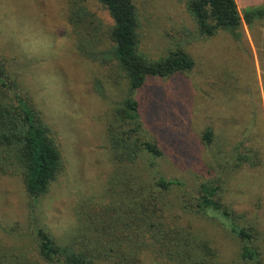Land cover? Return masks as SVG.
<instances>
[{
    "label": "rangeland",
    "instance_id": "obj_1",
    "mask_svg": "<svg viewBox=\"0 0 264 264\" xmlns=\"http://www.w3.org/2000/svg\"><path fill=\"white\" fill-rule=\"evenodd\" d=\"M132 1L142 53L159 59L181 47L194 61L188 72L147 78L135 95L143 133L163 152L149 170L182 183L172 190L175 200L176 193H193L220 172L225 203L240 224L256 228L254 245L264 254V20L251 29L243 24L238 38L225 31L202 37L187 0ZM235 1L241 12L264 0ZM66 2L0 0V58L20 95L50 127L62 157L60 173L37 201L27 195L20 178L0 176V264H46L37 253L36 227L60 244L86 241L82 234L93 216L116 215L102 213L108 208L104 191L115 187L113 196L121 197L125 173L145 168L150 160L141 156L136 165L117 169L106 126L127 94V82L115 61L88 57L97 50L93 43H108L103 49L109 48L103 26L84 29L85 43H75ZM89 7L104 24L112 23L96 0ZM207 128L213 134L210 146L202 141ZM238 143L237 152L246 160L227 176L224 169L233 164ZM180 211L177 206L171 210ZM221 221L198 215L194 225L217 249L220 263L238 264L240 241ZM145 264L156 263L147 257Z\"/></svg>",
    "mask_w": 264,
    "mask_h": 264
},
{
    "label": "trees",
    "instance_id": "obj_2",
    "mask_svg": "<svg viewBox=\"0 0 264 264\" xmlns=\"http://www.w3.org/2000/svg\"><path fill=\"white\" fill-rule=\"evenodd\" d=\"M96 1L111 18L110 25L104 24L89 7L90 0H67V21L76 44L82 42L84 29L98 31L103 26L109 48L103 49L108 43L105 47L100 42L93 43L91 47L97 50L88 57L100 63L115 61L127 82V94L112 113L110 126H106L112 159L119 171L125 164L136 165L141 156L150 160L144 161L145 168L134 167L133 173H125L121 197L113 196L115 187L104 191V198L108 199L104 208H108L102 213L112 211L116 215L93 216L91 226L83 231L82 236H87L83 243L77 242L78 238L67 244L57 243L46 230L36 227L38 256L46 264H145L147 257L156 264H222L210 239L195 229L194 218L202 215L222 220L240 241L238 264H264V254L254 245L256 228L240 224L223 199L225 178L220 172L215 179L199 183L193 193H176L175 200L172 190L182 183L149 170L163 152L147 131L143 133L135 95L147 78L190 71L194 65L192 57L178 47L159 59H150L139 50V20L134 2ZM186 9L202 37L225 31L238 38L243 24L251 29L255 22L264 20V1L240 12L235 0H187ZM91 34L90 40L95 33ZM202 141L205 146L211 145V129L203 131ZM239 147L242 143L234 146V162L226 166L228 170L224 169L227 176L235 174L246 160L237 152ZM61 168V153L50 127L20 95L16 79H10L6 63L0 58V176L20 178L27 195L37 201L48 192ZM173 206L181 211L172 214ZM97 218L104 219L96 222Z\"/></svg>",
    "mask_w": 264,
    "mask_h": 264
}]
</instances>
